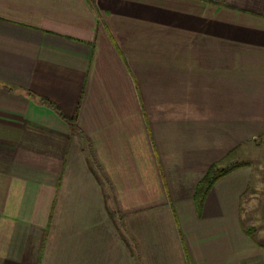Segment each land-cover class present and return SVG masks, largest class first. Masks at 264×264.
I'll return each mask as SVG.
<instances>
[{
    "label": "crops",
    "instance_id": "0c3cea01",
    "mask_svg": "<svg viewBox=\"0 0 264 264\" xmlns=\"http://www.w3.org/2000/svg\"><path fill=\"white\" fill-rule=\"evenodd\" d=\"M262 146L264 0H0V264H264Z\"/></svg>",
    "mask_w": 264,
    "mask_h": 264
},
{
    "label": "trees",
    "instance_id": "16d2710c",
    "mask_svg": "<svg viewBox=\"0 0 264 264\" xmlns=\"http://www.w3.org/2000/svg\"><path fill=\"white\" fill-rule=\"evenodd\" d=\"M71 127L75 128L77 131V116L74 119L70 120ZM240 167L239 165L230 167V168H218L216 165L212 166L209 171L207 172L204 179L198 184L196 195H195V202L197 208H201L204 201L206 200L208 194L213 189L214 185L223 177L230 174L236 168Z\"/></svg>",
    "mask_w": 264,
    "mask_h": 264
},
{
    "label": "rangeland",
    "instance_id": "374dc122",
    "mask_svg": "<svg viewBox=\"0 0 264 264\" xmlns=\"http://www.w3.org/2000/svg\"><path fill=\"white\" fill-rule=\"evenodd\" d=\"M262 148H263V146H262ZM253 149H255V148H253ZM255 154L257 156L254 155L255 157H253V159L256 158V161L254 163L255 164L257 163V165L259 164L258 166H260V167L264 166V150L260 149V151H256ZM257 168H259V167H257ZM252 209H253L251 211L252 213L250 212L251 214L246 212L247 218L252 217V218L257 219V220L252 222V221L245 219L243 221L244 222L243 226L247 232H249L252 236H254L255 234L258 235L259 226L264 225V221H263V219H264V206L256 205V206H253ZM261 211L263 213H261ZM260 218H262V219H260ZM256 238L258 239L259 237L257 236Z\"/></svg>",
    "mask_w": 264,
    "mask_h": 264
}]
</instances>
